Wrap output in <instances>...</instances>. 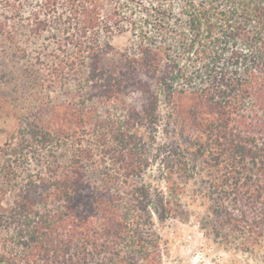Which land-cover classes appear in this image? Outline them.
I'll list each match as a JSON object with an SVG mask.
<instances>
[{
  "label": "trees",
  "instance_id": "trees-1",
  "mask_svg": "<svg viewBox=\"0 0 264 264\" xmlns=\"http://www.w3.org/2000/svg\"><path fill=\"white\" fill-rule=\"evenodd\" d=\"M4 43L23 58L34 44L24 73L74 78L84 105L57 104L0 146V264H161L156 222L192 207L225 248L262 247L264 0H0ZM30 143L46 156L20 176Z\"/></svg>",
  "mask_w": 264,
  "mask_h": 264
},
{
  "label": "rangeland",
  "instance_id": "rangeland-1",
  "mask_svg": "<svg viewBox=\"0 0 264 264\" xmlns=\"http://www.w3.org/2000/svg\"><path fill=\"white\" fill-rule=\"evenodd\" d=\"M130 42V32L116 33L111 38L115 51H124L129 47ZM3 45L5 50L0 52V146L7 148L8 145H15L21 140L22 132L26 137L29 135L28 132L36 124L39 113L46 118L48 116L45 113L50 112L57 104L69 106L72 103L75 107L83 102L75 100L78 98L79 91L78 81L74 78L70 80L67 87L61 85L50 87L43 81L46 71L42 68L34 76L35 79L24 73L23 68L35 61V55L32 52L34 44L28 46L30 55L27 58H23L18 52L15 53V49L10 48L6 43ZM121 61V56L115 52L106 56L107 65L109 62L120 63ZM97 105L99 113L103 115L105 105L101 102H97ZM142 132L148 140V136L154 131L143 129ZM74 137L68 139L69 147L61 148L62 150L57 152L70 156L71 149L73 150L77 145L72 141ZM156 139L150 154L155 158L146 173V179L152 181L154 190L158 185L162 186L160 176L162 156L157 157V147L165 141L160 134L156 135ZM33 145L34 148H31V143L25 146L24 151L28 159L18 160L22 162L19 163L20 176L26 168L37 169V159L46 156L43 153L45 150ZM1 164L0 157V166ZM191 210L192 213H175V217H168L164 223L156 222V229L163 238L161 264H264V243L254 254L241 251L234 245L225 248L219 240L201 229L203 219L213 217L210 210L206 207H192Z\"/></svg>",
  "mask_w": 264,
  "mask_h": 264
}]
</instances>
